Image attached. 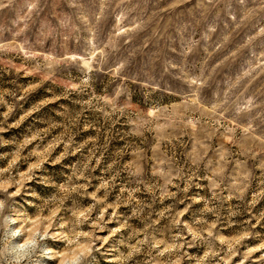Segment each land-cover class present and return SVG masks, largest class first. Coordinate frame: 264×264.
<instances>
[{"label":"rangeland","instance_id":"obj_1","mask_svg":"<svg viewBox=\"0 0 264 264\" xmlns=\"http://www.w3.org/2000/svg\"><path fill=\"white\" fill-rule=\"evenodd\" d=\"M33 234L264 264V0H0V264Z\"/></svg>","mask_w":264,"mask_h":264},{"label":"clouds","instance_id":"obj_2","mask_svg":"<svg viewBox=\"0 0 264 264\" xmlns=\"http://www.w3.org/2000/svg\"><path fill=\"white\" fill-rule=\"evenodd\" d=\"M20 233L21 232L16 230L13 235H18ZM44 239L45 237L42 235L33 234L31 240L16 245V247L13 249V259L9 261V264H29V258L35 259L37 264H42L43 259L50 258L47 255L48 249L46 245L41 244ZM37 246L42 247V251L37 253L36 257H33L32 254L36 250Z\"/></svg>","mask_w":264,"mask_h":264}]
</instances>
